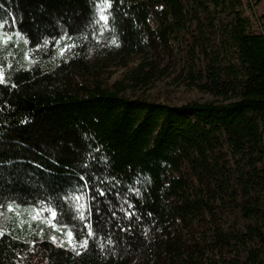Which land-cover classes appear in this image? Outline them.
Masks as SVG:
<instances>
[{"label":"trees","instance_id":"obj_1","mask_svg":"<svg viewBox=\"0 0 264 264\" xmlns=\"http://www.w3.org/2000/svg\"><path fill=\"white\" fill-rule=\"evenodd\" d=\"M255 7L0 0V32H11L0 42V264H264ZM135 59L103 85L106 69ZM172 74L210 100L177 107L136 96ZM38 208L56 211L54 226L32 218Z\"/></svg>","mask_w":264,"mask_h":264},{"label":"rangeland","instance_id":"obj_2","mask_svg":"<svg viewBox=\"0 0 264 264\" xmlns=\"http://www.w3.org/2000/svg\"><path fill=\"white\" fill-rule=\"evenodd\" d=\"M252 4H255V12L257 16H262L264 19V0H250ZM107 4L105 2H102L101 4H98V18L101 22H105V19H101V16L105 17V10H106ZM11 38V32L8 30H3L0 32V42L2 44H6L7 41ZM59 42L55 41L53 42V45L50 46L49 42L44 43L43 45L34 48L32 50H29L27 52V60H32L33 58H39L42 55H47L50 51V48L58 45ZM63 53L67 54L68 49L65 48L62 51ZM138 63V59H135L133 62L129 63L127 67H121L112 65L108 69H106L100 79L103 82V85L110 88L112 84L116 81L122 80L124 75L131 70L136 64ZM175 74H172L168 78H164L161 81L156 82L152 87L146 88L142 91H139L136 93V96H143L147 98L149 101L159 102L163 104H167L170 106H181L182 104L188 102V101H206L210 100V98L206 95L200 94L197 91L194 90H188L185 87L175 83L174 80ZM1 218H3L4 214L0 212ZM34 220H44L48 225H53L52 221L54 217L51 216V210L48 208H38L35 209V212L32 217ZM68 242V237H67ZM69 243V242H68ZM74 246V242L72 240V243L70 244Z\"/></svg>","mask_w":264,"mask_h":264},{"label":"snow or ice","instance_id":"obj_3","mask_svg":"<svg viewBox=\"0 0 264 264\" xmlns=\"http://www.w3.org/2000/svg\"><path fill=\"white\" fill-rule=\"evenodd\" d=\"M101 19L103 20V19H106V18H105L104 16H101ZM80 179L83 180L84 177H80ZM101 195H103V192H101ZM77 207H78V209H81V208L84 207V205H83V204H80V205H78ZM56 215H57L56 211H54V210L51 211V216H52V217H56ZM84 215H85L84 212H83V211H80V213H79V218H80V219H84ZM53 226H54V225H53ZM86 227H89L88 235L91 236L93 233H92V231H91L90 226L86 225ZM67 237H68V242H69V244H71V243H72L73 232H72V231H68V232H67ZM52 239L55 240V237H53ZM87 243H88L87 239L81 241V244H82V245H87Z\"/></svg>","mask_w":264,"mask_h":264}]
</instances>
